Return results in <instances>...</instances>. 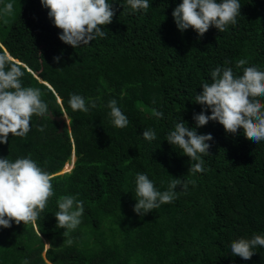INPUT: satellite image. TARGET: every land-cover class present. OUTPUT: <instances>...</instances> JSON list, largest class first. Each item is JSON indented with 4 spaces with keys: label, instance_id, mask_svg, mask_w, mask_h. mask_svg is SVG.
<instances>
[{
    "label": "trees",
    "instance_id": "1",
    "mask_svg": "<svg viewBox=\"0 0 264 264\" xmlns=\"http://www.w3.org/2000/svg\"><path fill=\"white\" fill-rule=\"evenodd\" d=\"M12 1L13 14L0 13V54L20 63L22 86L40 89L49 114L34 115L25 136L9 134L0 158H31L53 176L54 196L35 224L0 227V264H264L262 246L249 260L231 252L234 240L264 236V141L193 119L205 108L195 97L216 67L238 77L236 63L245 59L264 71V0H239L236 24L212 26L203 37L178 29L172 13L182 0H149L146 12L108 0L115 15L102 26L106 36L77 48L59 39L41 0H0V9ZM72 94L84 97L88 112L71 109ZM112 99L129 120L122 129L111 121ZM62 113L68 122L55 119ZM181 121L213 137L210 154H200L203 173H189L196 161L166 140ZM148 129L152 141L143 138ZM73 155L72 170L61 173ZM138 173L160 192L176 178L194 183L141 216L133 210ZM64 195L84 207L67 236L55 216Z\"/></svg>",
    "mask_w": 264,
    "mask_h": 264
},
{
    "label": "clouds",
    "instance_id": "2",
    "mask_svg": "<svg viewBox=\"0 0 264 264\" xmlns=\"http://www.w3.org/2000/svg\"><path fill=\"white\" fill-rule=\"evenodd\" d=\"M41 3L49 10L48 16L54 25L62 30L59 39L73 48L88 45L97 37L104 38L106 32L102 26L111 24L115 15L113 5L108 0H41ZM126 4L134 12H146L150 6L149 0H126ZM240 9L239 0H182L172 15L181 32L191 28L199 37H203L212 26L223 32L228 25H235ZM13 11L11 2L0 9L5 16L13 14ZM54 60L58 63L60 57H54ZM247 63L245 59L236 63L237 69H243V74L238 77L231 67L218 66L211 71L212 82L202 83L203 91L195 97L196 103L205 106L204 111L195 114L193 119L197 127H203L209 121H218L230 134H237L242 128L244 136L258 144L264 141V103L259 99L264 98V71L256 66L245 67ZM23 75L18 61L14 62L7 53L0 54V143L3 144L8 143L9 134L25 136L30 131L34 115L43 117L49 114L40 89L22 86ZM68 103L73 111H89L84 97L80 95L72 94ZM91 107H96L95 102L91 103ZM108 107L116 128L122 129L129 124L115 99L109 101ZM208 109L211 115L206 114ZM152 114L163 118V113L155 109ZM39 130L44 131L43 127ZM143 138L152 141L156 133L151 129L145 130ZM166 140L181 149L184 155L191 158V162L196 161L191 163L189 173L204 172L200 154H210V144L207 142L213 140L211 134H198L195 128L190 129L181 121L175 124ZM52 179L53 176L31 158H18L14 162L0 158V227L10 228L13 221L17 225L21 222L25 225L35 224L49 199L54 196ZM189 183L194 182L176 178L169 183L167 191L160 192L146 174L138 173L134 212L143 216L163 204L172 203L177 198V186L186 192ZM57 205V227L66 229L63 235L67 236L81 223L83 201L64 195L59 197ZM257 246L264 247V236L234 240L231 252L233 256L249 260Z\"/></svg>",
    "mask_w": 264,
    "mask_h": 264
},
{
    "label": "rangeland",
    "instance_id": "3",
    "mask_svg": "<svg viewBox=\"0 0 264 264\" xmlns=\"http://www.w3.org/2000/svg\"><path fill=\"white\" fill-rule=\"evenodd\" d=\"M11 3H13V4L16 5V3H15L14 1H12ZM64 122H68V120L66 119ZM65 167H66V168L68 167V170H65V171L63 170L62 172H63V173L70 172V171L72 170V168H73V166H72V162L69 163V164H66ZM62 172H61V173H62ZM47 246H48V245H47Z\"/></svg>",
    "mask_w": 264,
    "mask_h": 264
},
{
    "label": "water",
    "instance_id": "4",
    "mask_svg": "<svg viewBox=\"0 0 264 264\" xmlns=\"http://www.w3.org/2000/svg\"><path fill=\"white\" fill-rule=\"evenodd\" d=\"M66 116V115H65ZM65 116H63V117H58V118H55L56 120H62L63 122L67 119V116L65 117ZM68 120V119H67ZM75 156L73 155V157H72V160H71V162H72V166H74V162H75Z\"/></svg>",
    "mask_w": 264,
    "mask_h": 264
},
{
    "label": "bare ground",
    "instance_id": "5",
    "mask_svg": "<svg viewBox=\"0 0 264 264\" xmlns=\"http://www.w3.org/2000/svg\"><path fill=\"white\" fill-rule=\"evenodd\" d=\"M63 170H64V171H65V170H68V167H67V168H66V167H64V169H63ZM62 173H63V172H62Z\"/></svg>",
    "mask_w": 264,
    "mask_h": 264
}]
</instances>
